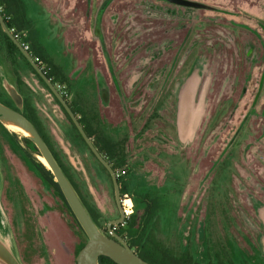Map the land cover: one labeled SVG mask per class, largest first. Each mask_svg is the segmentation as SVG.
Wrapping results in <instances>:
<instances>
[{
	"label": "rangeland",
	"instance_id": "1",
	"mask_svg": "<svg viewBox=\"0 0 264 264\" xmlns=\"http://www.w3.org/2000/svg\"><path fill=\"white\" fill-rule=\"evenodd\" d=\"M190 1L202 7L168 0L25 3L40 43L69 76V84L56 86L68 97L91 98L100 124L127 137L126 218L142 215L144 197H153L155 236L170 248L190 249L206 261L222 250L221 241L235 261L259 262L264 0ZM16 63L0 35V73L16 85L14 68L19 72L45 134L101 213L106 234L109 221L120 216L111 174L84 153L32 68L21 58ZM5 91L0 78L3 97ZM15 133L0 128L1 203L10 244L22 264H76L88 236L35 165L40 151Z\"/></svg>",
	"mask_w": 264,
	"mask_h": 264
},
{
	"label": "trees",
	"instance_id": "2",
	"mask_svg": "<svg viewBox=\"0 0 264 264\" xmlns=\"http://www.w3.org/2000/svg\"><path fill=\"white\" fill-rule=\"evenodd\" d=\"M0 12L2 13L8 27L12 30L14 34L20 35V39L22 42H26L29 45L28 52H30L36 61L40 64L43 70L47 73V75L51 78V80L57 85L61 83H70V79L68 74L66 73L63 66L55 63L53 61L52 56L48 53L47 49L43 44L40 43L38 38V31L29 19L26 12V3L25 0H0ZM26 31L27 36L22 37L21 32ZM0 35L4 38L8 56L12 62V65L16 63L17 58L24 59L25 62L32 68L33 72L38 76V78L44 83L49 92L53 95L54 99L57 101L59 106L62 108L65 116L67 117L69 123L75 131L76 138L79 144L82 146V150L84 153L91 155L107 172V168L102 164V162L96 157L94 152L91 150L82 134L78 130L77 126L73 122L72 118L59 101V99L55 96V94L51 91L49 86L46 84L44 79L39 75V73L35 70L23 52L19 49V47L14 43V41L9 37V35L3 30L0 24ZM14 74L16 76V85L19 92L22 94L24 99V105L22 108L23 114L28 117L32 123L37 127L46 143L50 147L52 153L60 164L61 168L65 172L66 176L70 180L74 189L78 193L82 202L86 206L90 215L96 222V224L101 227L100 217L101 213L99 210L93 206L81 193L80 186L77 183L75 177L70 171L69 167L64 163L59 154L53 148L48 136L45 134L43 129V124L36 112V109L33 107L32 103L26 97L22 89V77L19 72L14 68ZM79 93V92H78ZM5 95L7 97H3L0 93V101L4 104L16 108V104L13 99L8 95L5 91ZM63 96L68 101L69 105L78 116L81 124L83 125L85 131L92 139L93 143L100 151V153L110 162L114 170L118 175V182L120 186V192L123 195L127 192V187L125 186L123 179L128 174V170L125 168V164L127 162V137L126 136H117L112 133L108 129L104 128L100 122L98 113L95 109L94 103L91 98L87 96H81V94L75 93L74 96L68 97L63 94ZM0 128L4 130L7 134L16 136L17 133L10 129H7L6 126L0 121ZM10 130V131H9ZM22 142L30 144L34 150L39 153V150L32 142V140L26 136L22 137ZM17 146L21 150L22 143L17 141ZM35 165L40 169L48 181L49 184L56 187L60 195L64 197L66 200L59 183L55 180L53 173L49 168H47L41 161L35 158ZM110 175V174H109ZM67 202V201H66ZM144 207L142 215H137L136 211L127 217L122 223L114 225L118 234L122 237H125L127 243L130 247L143 259L152 263V264H264V257L259 251L258 243L256 244V249L260 255L259 262L251 263L245 259H241L240 261H235L227 249L224 247L223 243L218 242L219 247L222 250H216L214 252V257L209 256L206 261H201L197 259L190 249L186 250H175L167 246L163 240L158 239L155 236L156 228L153 227L152 221L155 218L154 213L157 209V203L153 197H144L143 199ZM107 235H110L109 232H106ZM87 242V241H86ZM85 242V243H86ZM84 243V244H85ZM81 246V248L84 246ZM80 248V249H81ZM79 249V250H80ZM100 264H118L111 257L106 255L99 256Z\"/></svg>",
	"mask_w": 264,
	"mask_h": 264
},
{
	"label": "water",
	"instance_id": "3",
	"mask_svg": "<svg viewBox=\"0 0 264 264\" xmlns=\"http://www.w3.org/2000/svg\"><path fill=\"white\" fill-rule=\"evenodd\" d=\"M181 5H189L195 7H202L200 3L190 1V0H168ZM0 24L3 30L9 35V37L14 41V43L23 52L35 70L44 79L46 84L49 86L51 91L62 103L73 122L77 126L78 130L82 134L83 138L94 152L96 157L102 162V164L108 169L112 176L115 194L118 206L120 208V216L117 219L109 221L108 230L109 234H104L99 226L96 224L86 206L82 202L78 193L74 189L70 180L66 176L65 172L61 168L54 154L52 153L50 147L46 143L45 139L37 129V127L32 123V121L26 117L21 111L24 105V99L22 94L19 92L16 85L9 80L4 72L0 73V78L3 87L13 99L16 104V108L8 106L0 101V121L6 125L5 121H12L31 133V136H26L30 138L41 155H43L49 165V169L54 175L55 180L59 183L60 188L74 212L79 223L83 227L84 231L88 236L87 242L79 250L76 256V264H100L99 256L106 255L111 257L118 264H152L141 256H139L127 243V241L118 234L115 230L114 225L122 223L126 218V212L122 206V198L120 192V186L118 182V175L110 162L100 153L92 139L89 137L85 131L83 125L81 124L78 116L75 114L71 106L69 105L66 98L60 92L56 84L51 80L47 73L43 70L40 64L36 61L33 55L24 49L22 43L18 37L12 32L8 27L2 13L0 12ZM7 126V125H6ZM8 128V127H7ZM9 129V128H8ZM12 131V130H11ZM7 227L4 221V217L0 211V264H22L18 259L16 253L14 252L12 245L10 244V237L6 231Z\"/></svg>",
	"mask_w": 264,
	"mask_h": 264
},
{
	"label": "crops",
	"instance_id": "4",
	"mask_svg": "<svg viewBox=\"0 0 264 264\" xmlns=\"http://www.w3.org/2000/svg\"><path fill=\"white\" fill-rule=\"evenodd\" d=\"M2 187H4V183H3V174H2L1 162H0V197H1ZM0 211L4 217L1 198H0ZM258 218L262 226V234L258 239V246H259L260 253L264 257V205L258 208Z\"/></svg>",
	"mask_w": 264,
	"mask_h": 264
},
{
	"label": "bare ground",
	"instance_id": "5",
	"mask_svg": "<svg viewBox=\"0 0 264 264\" xmlns=\"http://www.w3.org/2000/svg\"><path fill=\"white\" fill-rule=\"evenodd\" d=\"M5 122H6L7 127H8L10 130H12V131H14V132H20V133H22L23 135H26V136H31V133H30L28 130H26V129H24L23 127H21L20 125L14 123V122H12V121H5ZM37 158H38V160H40V161H41V162H42L47 168H49V165H48V163H47V161H46V159H45L44 156H42V155H37Z\"/></svg>",
	"mask_w": 264,
	"mask_h": 264
},
{
	"label": "built area",
	"instance_id": "6",
	"mask_svg": "<svg viewBox=\"0 0 264 264\" xmlns=\"http://www.w3.org/2000/svg\"><path fill=\"white\" fill-rule=\"evenodd\" d=\"M15 36L18 37V38L20 39V35L15 34ZM20 41H21V39H20ZM21 43H22V46L24 47V49H26V50L29 49V45H28L26 42H22V41H21ZM58 89L60 90V92H61L62 94L67 95L66 91H64L62 87H58ZM124 209H125V208H124ZM129 211H130L129 208L125 209V212H126V213H128Z\"/></svg>",
	"mask_w": 264,
	"mask_h": 264
},
{
	"label": "flooded vegetation",
	"instance_id": "7",
	"mask_svg": "<svg viewBox=\"0 0 264 264\" xmlns=\"http://www.w3.org/2000/svg\"><path fill=\"white\" fill-rule=\"evenodd\" d=\"M24 136H26V135H24ZM37 155H41V154H37ZM43 156V155H42ZM38 159V158H37ZM40 161V160H39ZM1 169H2V167H1ZM1 202H2V192H1ZM132 204V202H131V200L130 199H126L125 201H124V205L125 206H130Z\"/></svg>",
	"mask_w": 264,
	"mask_h": 264
}]
</instances>
